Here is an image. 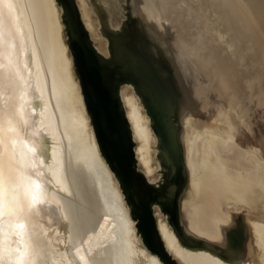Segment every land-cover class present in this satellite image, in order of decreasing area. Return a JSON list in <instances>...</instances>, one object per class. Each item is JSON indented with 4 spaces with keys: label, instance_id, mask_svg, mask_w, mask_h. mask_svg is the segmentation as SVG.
<instances>
[{
    "label": "bare ground",
    "instance_id": "1",
    "mask_svg": "<svg viewBox=\"0 0 264 264\" xmlns=\"http://www.w3.org/2000/svg\"><path fill=\"white\" fill-rule=\"evenodd\" d=\"M263 116L264 0H0V264H264Z\"/></svg>",
    "mask_w": 264,
    "mask_h": 264
},
{
    "label": "rangeland",
    "instance_id": "2",
    "mask_svg": "<svg viewBox=\"0 0 264 264\" xmlns=\"http://www.w3.org/2000/svg\"><path fill=\"white\" fill-rule=\"evenodd\" d=\"M264 117V116H263ZM260 120H261V118H259ZM262 119H264V118H262ZM262 121V120H261ZM264 128V124H262V128L261 129H263Z\"/></svg>",
    "mask_w": 264,
    "mask_h": 264
},
{
    "label": "water",
    "instance_id": "3",
    "mask_svg": "<svg viewBox=\"0 0 264 264\" xmlns=\"http://www.w3.org/2000/svg\"><path fill=\"white\" fill-rule=\"evenodd\" d=\"M112 70V69H111ZM110 73V72H109ZM18 232V229H17V231H16V233ZM20 232V231H19Z\"/></svg>",
    "mask_w": 264,
    "mask_h": 264
},
{
    "label": "snow or ice",
    "instance_id": "4",
    "mask_svg": "<svg viewBox=\"0 0 264 264\" xmlns=\"http://www.w3.org/2000/svg\"><path fill=\"white\" fill-rule=\"evenodd\" d=\"M21 227H23V225H20Z\"/></svg>",
    "mask_w": 264,
    "mask_h": 264
}]
</instances>
